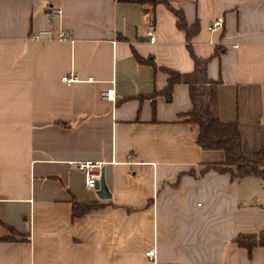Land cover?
<instances>
[{
	"label": "crops",
	"instance_id": "obj_1",
	"mask_svg": "<svg viewBox=\"0 0 264 264\" xmlns=\"http://www.w3.org/2000/svg\"><path fill=\"white\" fill-rule=\"evenodd\" d=\"M166 1L199 24L191 47L218 82L215 115L237 122L251 159L264 146V0ZM150 11L0 0V264H264V247L234 242L264 232V183L211 168L224 155L196 145L188 86L165 91L163 69L193 72L185 35L166 7ZM81 163L101 164L107 200ZM73 202L101 207L72 220Z\"/></svg>",
	"mask_w": 264,
	"mask_h": 264
},
{
	"label": "trees",
	"instance_id": "obj_2",
	"mask_svg": "<svg viewBox=\"0 0 264 264\" xmlns=\"http://www.w3.org/2000/svg\"><path fill=\"white\" fill-rule=\"evenodd\" d=\"M114 1L148 6L152 14L156 6L163 5L174 15L177 29L185 35L186 47L193 61L194 69L192 73L184 75L163 69L168 75L166 93L169 95L172 88L177 84L188 86L192 109L186 116L189 118V123L195 124L199 128L196 145L203 151H220L224 155V161L218 166H211L212 169L221 173H229L237 180L256 177L264 183V146L251 159L246 158L242 152V136L237 122H224L215 115V91L218 82L208 79L206 74L208 60L197 58L191 47V40L198 33L199 24L188 26L182 13L171 8L166 0ZM72 205V220L101 207L100 203L73 202ZM12 239L8 238L7 240ZM234 242L239 247L251 252L255 247H264V232L258 236L241 235Z\"/></svg>",
	"mask_w": 264,
	"mask_h": 264
},
{
	"label": "built area",
	"instance_id": "obj_3",
	"mask_svg": "<svg viewBox=\"0 0 264 264\" xmlns=\"http://www.w3.org/2000/svg\"><path fill=\"white\" fill-rule=\"evenodd\" d=\"M223 25V20L222 18H219L217 20H215L211 26V30H215V29H220ZM43 34H47L49 35V33H40L37 35H34L32 38L35 40H38L40 38V35ZM149 35V41L151 43H154L155 38L152 36L151 33L148 34ZM66 34L61 32L59 34L58 39L59 40H66ZM62 82L66 83V84H73L75 83L76 79L75 78H71V77H67L64 76L62 79ZM113 91H103L100 94V98L104 99V100H112L113 99ZM76 168L78 171L82 172L84 175V185L85 188L87 190H95V187L98 183V181L101 178L102 172H101V164H95V163H81V164H77ZM146 257L148 259L153 260L155 258V250L151 249L149 251L146 252Z\"/></svg>",
	"mask_w": 264,
	"mask_h": 264
},
{
	"label": "water",
	"instance_id": "obj_4",
	"mask_svg": "<svg viewBox=\"0 0 264 264\" xmlns=\"http://www.w3.org/2000/svg\"><path fill=\"white\" fill-rule=\"evenodd\" d=\"M95 191H96V194L100 200H107L108 199V192H107V188H106V185L104 182V176L103 175H101V178L95 187Z\"/></svg>",
	"mask_w": 264,
	"mask_h": 264
}]
</instances>
